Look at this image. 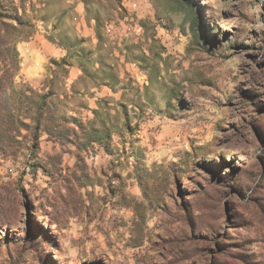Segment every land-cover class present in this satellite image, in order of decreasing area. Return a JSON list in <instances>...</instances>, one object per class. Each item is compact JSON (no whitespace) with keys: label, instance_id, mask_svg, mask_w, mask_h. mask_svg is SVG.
<instances>
[{"label":"rangeland","instance_id":"rangeland-1","mask_svg":"<svg viewBox=\"0 0 264 264\" xmlns=\"http://www.w3.org/2000/svg\"><path fill=\"white\" fill-rule=\"evenodd\" d=\"M0 264H264V0H0Z\"/></svg>","mask_w":264,"mask_h":264},{"label":"built area","instance_id":"built-area-1","mask_svg":"<svg viewBox=\"0 0 264 264\" xmlns=\"http://www.w3.org/2000/svg\"><path fill=\"white\" fill-rule=\"evenodd\" d=\"M131 6H132V7H136L137 4H136L135 2H133V3H131Z\"/></svg>","mask_w":264,"mask_h":264},{"label":"crops","instance_id":"crops-1","mask_svg":"<svg viewBox=\"0 0 264 264\" xmlns=\"http://www.w3.org/2000/svg\"><path fill=\"white\" fill-rule=\"evenodd\" d=\"M74 68V67H73ZM77 73V72H76ZM76 73H74V75H76L77 76V74ZM71 77V76H70ZM74 77V76H73Z\"/></svg>","mask_w":264,"mask_h":264}]
</instances>
